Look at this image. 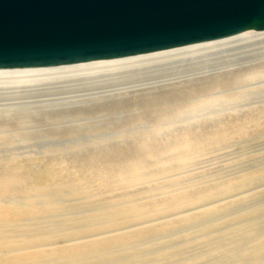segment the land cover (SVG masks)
<instances>
[{
	"label": "bare ground",
	"instance_id": "6f19581e",
	"mask_svg": "<svg viewBox=\"0 0 264 264\" xmlns=\"http://www.w3.org/2000/svg\"><path fill=\"white\" fill-rule=\"evenodd\" d=\"M260 74H264V31H248L211 42L119 59L0 70V86L23 89L36 86L42 87L45 93L71 87L72 92L46 94L54 97L43 103L58 102L63 113L77 117L133 109L138 105L156 108V104H161L162 107L153 106L150 110L142 107L143 111L137 113L131 110L133 114L130 112L127 117V122L143 124L145 120L150 124L148 133L145 131L148 126L132 129H143L148 139L138 143L128 138L91 155L79 150L80 164L75 166L76 170L69 171L52 162H44L41 167L30 163L0 167V264H264V205L226 216L249 199L241 197L230 201L229 198L235 191L263 181L264 171L212 186H206L204 181L201 187L188 188L189 191L179 194L180 191L166 192L158 202L146 203L139 198L144 190L151 192L141 186L181 169L196 159V155L200 158L198 153L207 142L219 139L220 144L223 137L226 123L222 127L221 121L220 126L206 121L208 124L196 129H168L170 120L179 115L177 102L181 100L184 106L190 104V107L202 106L201 94L207 98L211 91L214 94L215 90L232 88L241 79L247 81L246 78ZM78 87L88 93L69 95L75 94L74 89ZM197 96L199 101L194 102ZM90 98L95 102L86 103ZM183 99L193 100V103L188 101L187 104ZM162 104L172 108L166 109ZM258 112L260 114V110ZM179 123L176 124L179 126ZM230 125L228 127H232ZM72 131L65 134L69 136ZM159 134H169L171 140L160 143ZM113 192L120 193L110 199L103 198L104 194ZM225 199L230 203L218 204ZM234 225L237 227L232 228ZM186 228H196L197 232L183 233L181 229Z\"/></svg>",
	"mask_w": 264,
	"mask_h": 264
},
{
	"label": "rangeland",
	"instance_id": "374dc122",
	"mask_svg": "<svg viewBox=\"0 0 264 264\" xmlns=\"http://www.w3.org/2000/svg\"><path fill=\"white\" fill-rule=\"evenodd\" d=\"M260 75H254L255 77L252 76L253 78H251V76H250L249 78H251V79L246 78L247 81H245V79H241L238 82L240 84H238V83H237V85L234 84L233 85L234 87L231 85L233 89L230 88V86H229V88L227 87L228 90L226 88H224V89H226L225 91H222V90H224L222 88H221L222 90L221 89L215 90V92H218V94L216 93L217 97H216V95H214L215 92L213 94V91H211L212 93L211 92L207 93L208 95L206 94L207 98L203 97L204 94H201L200 98L197 96L194 99V102L199 101V99L201 101V98H202V101H204L202 106L199 105V107H197V106L190 107L189 106L190 105L189 102L193 103V100L190 101V100H186V99L184 100L183 99L184 102H186V103L189 101L187 103L189 105L188 106L186 105L188 107V109L186 106H184L185 103L183 104V101L181 102V100H180L179 101L180 103L177 102L176 106L180 108L178 110L179 115L173 117L172 120H170V122L167 125L168 129L175 130V128L179 129L178 127H180V128L182 127L181 128L182 130H188L191 128L196 129V128H199V126H202V125L205 126L209 122H211L212 126L215 124L219 125V123L221 125V122H222V127L225 126L226 129L224 127L225 131L223 133V137L220 139V141H221L220 144L218 142L219 139L217 140V142L212 141V142H209V144H207L208 143L207 142L205 145V147L207 146V148H205V147L202 148V151L204 150L205 152L200 151L198 153V154H200L199 155L200 158L197 157L198 155H196L194 157L196 159H192L191 162L189 161L183 167H180L181 169H175L171 172V174L169 173V174L164 175V176L162 175L161 177L157 178L158 180L156 179L155 182L149 181L147 183V185H145L143 187L141 186V188L150 189V191H151L149 193L148 192L145 193V190L143 191L144 194L142 193L139 197L142 199V202H146V203L158 202L157 200L160 201L162 198H164L163 194L166 192L176 194L177 191H180V192H178V194L183 193V191L186 192L188 190V188L190 189V188H194V187H196V188L201 187L200 185L203 184L204 181H206L204 183H207L206 186H209V184H210V186H212L214 184H217V182L223 183L224 181L225 182H228L231 180L236 181V180L240 179L242 176H245L247 174H255V173H260V172L264 171V123H263L264 122V120H263L264 119V112H263V110H264V108H263L264 107V77H263V75L264 74H260ZM243 80H244V82H243ZM63 86H65V85H63ZM15 87L16 86H12V87L11 86H5V85L0 86V118L4 119V121H3V119L0 121V129H2V130H0V167L1 168L2 167H14V165L17 163H23V165H27L30 163L29 165H32L34 167H41V165L44 162H49V163L52 162L56 166L58 165V167H65L66 170H68V169H69V171H70V169L76 170L77 169L76 167L78 166V164H80V162L77 158V153L79 150L83 151L86 154L91 155V154H94L96 152H102V151L108 150V148L111 147L114 144V142L123 141V140L125 141V139L127 140L128 138L129 139L133 138L138 143L143 142L145 139H148V138H146L147 134L145 133V131L147 130L146 131L147 133L150 131V124L147 125L148 122H146L145 120H142L143 124L140 123L141 121H134L133 123H132V121H128L129 122L128 123L127 117L133 113H137V111L138 112L143 111V108H144V110L146 108H147L146 110H150V109H152V107L154 105L153 106L151 105V107H143V105H140L141 106L140 107L138 105L136 107L134 106L135 108L133 107V109L131 107V108H128L127 110L122 109L121 111H113V112H109V111L103 112L102 111V112H95L93 114H87V115L82 114L81 117H80V115H78V117H77V115H75V114H74L75 116L73 114H70L71 115L70 116L69 113L68 114L63 113L61 111L62 106L57 105V104H60L58 102H56V104H52V105H49L50 103H47V102L43 103L44 100H48V99L54 97V96H52L49 98V97L45 96L46 94L61 93L62 91H65V90L68 92H72L73 89H70L71 87L65 86L59 92L56 91V92H51V93H48V92L45 93L44 90L41 91L42 87H38L39 89L41 88L40 90H38V88L36 86H32V88L31 87H24V89L21 86H19L21 88H18V87L15 88ZM83 89L84 88L78 87L77 89H74V92H76L75 94H69V95H71V96L76 95L77 96V95H81V94H83V95L87 94L88 92L84 93L85 89L84 90ZM229 89L231 92H229ZM29 90H30V93H28ZM31 92H33V93H31ZM231 93L234 95V97H233V95H231ZM212 94L214 96H212ZM220 94H222V95L227 94L226 97L229 96L227 98L228 99L230 98V99L227 100V98L225 96L222 97V95H220ZM16 95H17V97H16ZM41 95L45 96V97L43 98ZM236 95L237 96L239 95L238 98ZM61 97H63V96H61ZM197 98H199V99H197ZM213 98L215 99V101ZM90 99H91V101H90ZM90 99L88 101L85 100V102L86 103H88V102L92 103V101L95 102L94 98L93 99L90 98ZM219 99H221V100H219ZM232 99H235V100H232ZM207 100H208V102H207ZM205 102H207V104ZM214 102H216V103H214ZM91 105H94V104H91ZM162 105H165V104H162ZM160 107H161V104H156V108L154 106L155 109H159ZM163 107L166 108V105ZM169 107H171V105H169V106L167 105L168 109H169ZM190 108L191 109L194 108V109L191 111ZM11 109H12V111H11ZM161 109H162V107H161ZM256 109H257V111H256ZM48 110H53V111L51 113V111H48ZM128 110H129V112H128ZM131 110L133 111V113ZM180 110H182L181 113H180ZM259 110H260V114L258 112ZM53 112H54V114H56L58 116L56 117V115H54L55 116L54 117L52 115ZM130 112H131V114H129ZM242 112H244V113L246 112L247 114L245 113V115H243L244 113H242ZM250 112H251V114H250ZM62 113L64 114V117H63ZM59 114L61 115V117L59 116ZM180 114L182 116H180ZM258 114H259V116H261L260 118H259ZM68 115H69V117H68ZM213 116L216 118H214ZM218 116H219V118H218ZM241 116L243 119L241 118ZM246 116L249 119V121L246 118ZM253 116H254V118L252 120ZM238 117H240V118H238ZM197 118L199 121L197 120ZM201 118H202V120H201ZM255 118H256V120H254ZM239 119L240 120L242 119V120L240 121ZM245 119H247V120H245ZM260 119L262 122L260 121ZM175 120H176V122H175ZM6 121H8V122H6ZM178 121H180L182 123L184 121V125H182V123H179ZM206 121L208 123H206ZM254 121H256V123ZM230 122H232V123H230ZM244 122H247V123H244ZM258 122H260V123H258ZM134 123H135V125H134ZM176 123H179V126ZM185 123H187V124H185ZM190 123H192V124L194 123V124L191 125ZM223 123L224 124L226 123V124L224 125ZM3 124H5V126ZM173 124H175L176 126ZM234 124L236 125V127ZM238 124H239V126H238ZM171 125H173V126H171ZM229 125L232 127H228ZM241 125H242V127H245V129L242 128ZM254 125H255V127H254ZM135 126L139 129L140 128L144 129L147 126L148 127L145 128V131L143 129H141V131L139 129L133 131L132 129H134ZM136 127H135V129H136ZM237 127H239V130H237L238 129ZM81 128L83 130H85L84 128H86L88 130H85V132H83V131H81ZM63 129H64V131H62ZM66 129H67V131H66ZM71 129H75V130H73L75 134L73 133V131ZM79 129H80V131H78ZM6 130H9V131H6ZM54 130H55V132H54ZM130 130H132V131H130ZM229 130L230 131L232 130V131L230 132ZM70 131H72V133L69 136H67L65 133H68ZM233 131H235V132L237 131L236 133L238 134V132H239V134L237 135L236 133H233ZM1 132H3V133H1ZM228 132H230L229 136L227 134ZM76 133H77V136H75ZM132 133L134 134V137H133ZM141 133H142V135H140ZM240 133L242 135H240ZM72 134L74 136H72ZM225 134H227V136ZM1 135H3V136H1ZM135 135L137 137H135ZM58 136H60L61 138ZM70 136H72L73 138ZM224 137H226V140H228V141H225ZM168 138H169V140H168ZM142 139H143V141H142ZM170 140H171V136H169V134H162V136H161V134H159L157 137V141L160 143H166V142L168 143ZM211 143H212V145H210ZM103 146H105V147H103ZM98 147H99V149H98ZM83 148H84V150H83ZM201 153H203V154L201 155ZM58 162L61 164H58ZM174 171H175V173H174ZM168 175H169V177H172V179L174 178L173 180L171 178H169L172 182H169L170 180L167 177ZM170 175H172V176H170ZM177 176H178V178H177ZM164 177H166V178H164ZM200 180H202V182ZM194 181H195V183H194ZM195 184H196V186H194ZM183 189H186V190H183ZM119 193H117V192L106 193L103 195V198H107V199L109 198L110 199L112 195H113L112 197H114L116 194H119ZM234 194H235L234 196L229 198L230 201H233L237 198L238 199L249 198V199L247 200V202H245L240 207L231 210L230 214H227L226 216H228V215L234 216V215L240 214L244 211L254 210L256 208L263 206L264 205V180L260 181L256 184H253L252 186H250L249 188H247L245 190L235 191ZM229 200L228 199L221 200L218 202V204H221V205L224 204L225 205L227 203H230ZM226 216H224V217H226ZM235 227H237V226L236 225L232 226V228H235ZM181 231L183 233L195 234L197 232V229L196 228H186L185 230L181 229Z\"/></svg>",
	"mask_w": 264,
	"mask_h": 264
},
{
	"label": "water",
	"instance_id": "95a60500",
	"mask_svg": "<svg viewBox=\"0 0 264 264\" xmlns=\"http://www.w3.org/2000/svg\"><path fill=\"white\" fill-rule=\"evenodd\" d=\"M264 31V0H0V70L132 57Z\"/></svg>",
	"mask_w": 264,
	"mask_h": 264
}]
</instances>
